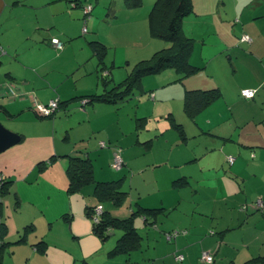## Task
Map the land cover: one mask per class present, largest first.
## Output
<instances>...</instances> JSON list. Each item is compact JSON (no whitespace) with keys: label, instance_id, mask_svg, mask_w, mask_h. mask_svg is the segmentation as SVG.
<instances>
[{"label":"crops","instance_id":"0c3cea01","mask_svg":"<svg viewBox=\"0 0 264 264\" xmlns=\"http://www.w3.org/2000/svg\"><path fill=\"white\" fill-rule=\"evenodd\" d=\"M78 1L79 6H72L78 4L77 0H0V122L21 135L17 144L0 153V246L8 242L3 245L0 264H68L65 260H71L64 253L51 251L53 243L37 231L40 219L36 211L42 210L35 205L25 208L22 190L25 184L37 181L36 167L44 171L48 167L42 168L44 162L58 160L61 166L56 172L48 168L44 173L49 174L50 188L60 189V194L68 192L69 156L89 157L95 182L121 180L126 195L116 206L128 202L131 212L138 205L161 209L147 222L141 215L134 220L138 229L143 226L147 230V248H162L149 264H176L179 254L184 255L181 264H207L201 261L203 251L214 255L212 264H264V208L255 204L259 199L264 202V22L257 26V21L264 19V0H249L248 4L239 0H192V14L196 15L188 20H195V28L189 29L192 35L185 29V18L183 26L196 41L191 62L203 68L181 79L160 83L150 80L147 88L143 82L141 93L156 90L150 97L161 98L164 92L160 87L182 81L183 111L188 89L218 87L222 91L219 100L191 118L197 121L194 139L207 135L215 142L197 148L195 145L201 142L196 143L192 151L186 147L190 139L186 124L175 117H171V126L177 130L175 123L181 124L183 134L177 130L180 136L173 133L175 139L168 137L163 146L155 138L158 133L143 138L147 125L142 127L134 117L141 115L147 121L150 116L144 112L130 110L124 116L116 111L120 109L117 104L89 103L85 110L78 108L75 100L65 104L78 95L104 89L90 41L108 46L106 62L113 66V84L125 78L123 69L114 70L124 65L119 62L118 43L111 41L110 30H122L118 24L126 16L130 27L127 33L138 43L139 29H149L148 9L143 7L152 0H142L137 7H129L125 0ZM86 4L93 6L88 16L83 8ZM204 23L211 24L212 45L210 37L203 36ZM244 33L252 37V42H240ZM52 37H58L64 48H55ZM149 43L155 48L156 40ZM208 46L217 48L218 53L211 57ZM149 57L151 54L144 50L136 60ZM122 61L128 67L133 59L125 56ZM206 71L211 73L198 79ZM236 71L241 73L240 82L227 80L225 75ZM240 88L256 92L253 97H245ZM226 89L232 93L238 90L231 105L223 108L222 100L228 99ZM54 98L60 99V108L50 117L39 115L37 104ZM233 105L238 106L235 109ZM201 116L203 120H199ZM124 119L132 128H124ZM113 143L122 148L124 166L120 170L111 167L116 150ZM159 143L164 154L162 150L158 156L159 150L154 147ZM230 155L233 162L228 159ZM128 170H132L130 177L126 176ZM95 182L80 191L86 215L87 206L99 203ZM107 202L104 204L108 206ZM111 205L104 209L119 216ZM77 228V233H88L92 225L89 220L84 230ZM172 231L180 233L168 240L166 233ZM25 234L26 239L20 241ZM144 238L133 251L143 248ZM40 240L46 241V249L36 248ZM148 251L142 254L144 262Z\"/></svg>","mask_w":264,"mask_h":264},{"label":"rangeland","instance_id":"374dc122","mask_svg":"<svg viewBox=\"0 0 264 264\" xmlns=\"http://www.w3.org/2000/svg\"><path fill=\"white\" fill-rule=\"evenodd\" d=\"M109 2L111 0H108ZM120 1V0H119ZM151 1V0H150ZM156 0H152L151 2H147L143 8L148 9L147 17L152 9L154 3ZM242 1V3H249V0H239ZM108 3V2H106ZM105 3V4H106ZM89 5V4H86ZM101 6V5H100ZM250 10V9H249ZM191 16V17H189ZM192 18H196L195 14H190L185 17V29L188 31L190 35H192V30H189L190 28H195V20L192 22L188 20H192ZM146 23L148 24V18H146ZM264 19L260 18L257 21V26H259L260 23H263ZM129 22H127V17L123 16L120 19V23L118 24L120 27H123L122 30H114L111 31L113 33L112 36H110L111 41L118 43V59L119 62L124 65V67H115L114 70H122L124 77L131 73L133 71L134 66L139 62L140 58H138V61L136 60V56L138 53H144V50H146L151 56L155 53L156 49L160 48L161 45H164L165 47H168L170 45L169 42H165L161 38H157L151 35L149 29H146L145 31L143 29H139V37L137 41L138 43L133 42V37H131L127 30L130 31ZM202 27L205 28L203 31L204 38L210 37L209 45H212L215 43L214 36L210 34L211 32V24L208 26L207 24H202ZM128 28V29H127ZM200 28L201 27H196ZM153 40H156L155 48H153L149 42H153ZM161 44V45H160ZM160 45V46H159ZM159 46V47H158ZM163 46V47H164ZM146 48V49H145ZM155 49V50H154ZM208 50L212 53V56H215L216 53H218L217 48L214 46H208ZM113 51L110 52L112 54ZM125 56H129L132 61V65L128 66L125 65V61H122ZM135 58V59H134ZM111 64V62H110ZM127 67V68H126ZM119 72V71H118ZM211 72L206 71V73L200 74V77L198 79H201L206 75H209ZM173 76L171 77V75ZM176 74V75H175ZM234 74V75H232ZM181 74L175 73L173 69H167L163 71L162 73L148 75L143 79L144 87L147 88L150 80H155L157 83H160V81H171V79H179ZM234 76V77H233ZM227 80L240 82L241 80V73L235 72L231 73L229 75H225ZM197 79V80H198ZM222 82H225V80H222ZM213 85V84H212ZM184 85L182 81L176 80L168 85H166L164 88L160 87L159 90H163L164 94L163 97L158 98H151L150 93H155L156 90L153 92H145V93H136L132 99L126 101L124 104L118 106L116 111H118L120 114L126 113L127 111H136L139 110L140 113L144 112L145 115H149V119L146 121L145 119L142 120L143 126L147 125L144 129V136L143 138L150 139L151 135H155L158 133V137H155L157 139V142H162V145L164 146L165 142H168V137H171L172 140L175 139L174 134H179V132L172 128L171 126V117H175L177 122L184 121L186 124L187 131L189 133V144L186 146V143L184 145L192 151L193 146L196 143L201 142L200 144H196L195 147H201L203 143L212 142L214 143L213 137L210 136H202L198 140L194 139L192 136L196 126L197 121L196 119L193 120L184 113L183 111V98H180V94H182ZM239 89V87H238ZM237 89V90H238ZM251 89V88H249ZM236 90V91H237ZM228 99L222 100L223 102V108H227L232 103V97L234 93L231 91H228ZM240 91L242 93V90L240 88ZM183 97V96H182ZM239 105V104H238ZM237 105V106H238ZM236 106V107H237ZM236 109L235 105L232 106ZM82 110V109H81ZM142 116H135V122H137L138 118H141ZM199 120H203V116L199 118ZM124 128L127 129L132 128V124L128 123L123 120ZM148 129V130H147ZM151 134V135H150ZM180 136V134H179ZM149 137V138H148ZM161 138V141L159 140ZM171 140V141H172ZM106 142V141H105ZM107 143V142H106ZM105 143V145H106ZM161 143L156 144L154 147V150L158 151V156L164 154V149L162 146H160ZM107 145H110L107 143ZM113 148H117L119 150H122L121 146L117 143L112 144ZM169 152V150H168ZM122 155V153H121ZM231 156V155H230ZM228 156V158L230 157ZM233 157V156H232ZM113 162V160H112ZM59 161L54 160L52 162L51 160H48V167L45 168L44 171H39L36 167V173L39 177H36V182L27 183L23 186L22 190L25 193L24 198V206L25 208H31L33 205L36 206V208L42 210L41 213H36L39 215V227L37 228V231L41 233V235H44L47 237V240L49 238L50 243H53V248L51 249L54 251H58L61 254L67 255L71 260L66 259L65 262L68 264H149L153 261L154 257L156 255H159L162 248L160 246H157V249L154 248V245L151 246V248H147L148 240H147V230L145 228L139 227V230L141 234L146 237L143 239V248L141 250L132 251V254H111V250L114 249V246L117 242V239L122 234L121 230L114 229L110 232V235L106 239H102L98 234L94 233L93 231V219L91 217H87L85 213V204L83 202L82 196L79 192L72 193L71 195L65 190L64 194H60V189L58 188H50L49 184L51 183V180L49 178L48 173H44L46 170L48 171L50 168H54L55 172L56 169L59 168ZM112 165V163H111ZM39 167V164H38ZM41 167V166H40ZM112 167V166H111ZM49 168V169H48ZM113 168V167H112ZM126 170V168H125ZM116 172V171H115ZM126 176L130 177L132 174V170H128ZM116 174V173H115ZM117 175V174H116ZM31 178V177H30ZM34 179V176L32 177V180ZM28 182V181H27ZM32 199V200H29ZM67 200V203H66ZM91 199H88V201ZM108 206L111 204L107 202ZM67 205V206H66ZM107 206V207H108ZM115 208V211H117L119 214V217H128L131 214V209H128V202L125 206H116L111 205ZM14 207V206H13ZM69 212L72 213V218L70 216L68 218H65V213ZM115 214V213H113ZM117 215V214H115ZM88 218V219H87ZM89 220L91 222L92 228L89 230L88 233H85L84 231L81 233H77V226L81 230H84V227L86 226L87 222L89 223ZM140 222V221H139ZM140 224L138 223V226ZM83 226V227H82ZM35 231V230H34ZM153 242V241H151ZM166 244H170L166 241ZM148 249L150 251H148ZM148 251V254L145 256L146 261L142 259V254ZM152 253V254H151ZM130 258L128 260L127 258ZM149 257L151 259H149ZM157 263H162L161 259H156ZM178 261V260H177ZM179 262V263H178ZM176 262V264H181L180 261ZM171 264V263H169ZM203 264V263H200Z\"/></svg>","mask_w":264,"mask_h":264},{"label":"trees","instance_id":"16d2710c","mask_svg":"<svg viewBox=\"0 0 264 264\" xmlns=\"http://www.w3.org/2000/svg\"><path fill=\"white\" fill-rule=\"evenodd\" d=\"M125 1L129 7H137L142 4V0ZM77 2L78 4L73 3L72 6L81 5L78 0ZM87 6L93 8L90 4L83 6L86 16L90 15L92 12H86L85 8ZM193 12L194 5L192 0H156L148 17L149 31L152 36L161 38L169 42L170 45L168 47L164 46L160 48L151 57L140 60L134 66L133 71L119 83L113 84V78L111 75V69L113 66L108 65L106 62L109 49L108 46L98 40L90 41L92 50L99 61L98 65L100 72L98 77L104 85V89L102 92L78 95L65 102V104L75 100L78 103L77 107L79 106L78 108L83 110H85L86 105L89 103H109L120 106L130 100L136 93L141 94L143 79L148 75L158 74L167 69H174L177 73L182 75V77H180L181 79L197 73L203 67L191 62V56L196 41L194 38L189 37L186 34L183 26L184 18ZM245 34L247 33L241 35L240 42H252V37L249 34L248 35L251 37L250 41L242 39ZM52 38L50 41L53 45ZM53 46L57 48L55 45ZM63 48L64 43L62 48L57 49ZM221 97L222 91L218 87L188 89L184 98V111L190 118H195L198 113L210 106L216 100H219ZM60 103L59 99L58 109L60 108ZM144 119L145 118H138V124L143 126L142 120ZM175 127L181 134H183V127L181 124L175 123ZM47 165L48 163L44 162L42 168ZM66 173L69 179L68 193L70 195L81 191L86 185L95 182L93 163L89 157L69 156ZM95 184L94 194L98 198L99 203L94 206H87L86 212L87 215L92 218L94 208L99 204L103 206V211L99 215V220L97 222L93 220L94 233L98 234L102 239H106L114 229L121 230L122 234L117 239L114 249L111 250L110 253L131 254L133 250L138 249L141 246V240L143 237L134 223L135 218L141 215L147 222L152 219L150 216H155L161 209L145 208L138 205L132 209V212L128 217L115 216L109 210L104 209V206L107 207L104 203L107 201H110L111 203L113 202L114 205L121 203V199L126 195V193L121 190V180L95 182ZM2 191L3 193L6 192L5 185L2 187ZM69 216L72 218V213L66 212L65 218H68ZM29 229H33V227L30 226ZM25 239L26 234L20 241H24ZM7 243L4 244L6 245ZM4 244L0 246V256L3 255L2 248ZM35 245L38 250H43L46 249L47 243L45 240H40Z\"/></svg>","mask_w":264,"mask_h":264},{"label":"built area","instance_id":"2783aa9c","mask_svg":"<svg viewBox=\"0 0 264 264\" xmlns=\"http://www.w3.org/2000/svg\"><path fill=\"white\" fill-rule=\"evenodd\" d=\"M85 10H86V12H90L92 10V7L87 6L85 8ZM86 30H87V28L85 27L83 29V31L85 32ZM242 39L250 41L251 37L248 34H245V35H243ZM52 43L57 48L63 47V43L59 38H56V37L52 38ZM255 92H256L255 89H249V88L242 90V94L245 97H253ZM58 107H59V99L54 98V99H51L48 104H44V103L37 104L36 111L41 116H50L58 109ZM103 145H105L104 142H103ZM228 159L230 162H233V160H234V158L232 156H230ZM123 166H124V160H123V157L121 155V150L116 148V150L114 152L112 167L115 170H120L123 168ZM2 181H3L2 176H0V184L2 183ZM255 204L259 208H264V202L262 199L257 200ZM102 211H103V206L100 204L94 208L93 215H92V218L94 221L97 222L99 220V215L102 213ZM177 235H178V231H172V232L166 233V237L168 240H172V238L176 237ZM214 259H215L214 255L211 252H209V251H203L202 252V255H201V261L202 262L207 263V264H212L214 262ZM177 260L180 262L183 261L184 255L179 254L177 256Z\"/></svg>","mask_w":264,"mask_h":264},{"label":"water","instance_id":"95a60500","mask_svg":"<svg viewBox=\"0 0 264 264\" xmlns=\"http://www.w3.org/2000/svg\"><path fill=\"white\" fill-rule=\"evenodd\" d=\"M21 135L7 128L0 122V153L17 144Z\"/></svg>","mask_w":264,"mask_h":264}]
</instances>
